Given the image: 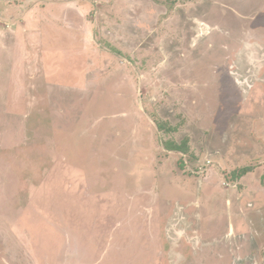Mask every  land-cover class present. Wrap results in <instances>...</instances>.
I'll return each mask as SVG.
<instances>
[{
  "label": "rangeland",
  "instance_id": "1",
  "mask_svg": "<svg viewBox=\"0 0 264 264\" xmlns=\"http://www.w3.org/2000/svg\"><path fill=\"white\" fill-rule=\"evenodd\" d=\"M0 264H264V0H0Z\"/></svg>",
  "mask_w": 264,
  "mask_h": 264
},
{
  "label": "trees",
  "instance_id": "2",
  "mask_svg": "<svg viewBox=\"0 0 264 264\" xmlns=\"http://www.w3.org/2000/svg\"><path fill=\"white\" fill-rule=\"evenodd\" d=\"M169 149H175V148H174V147H171V148H169ZM245 171H246V173H249V172H250L249 169H246Z\"/></svg>",
  "mask_w": 264,
  "mask_h": 264
},
{
  "label": "bare ground",
  "instance_id": "3",
  "mask_svg": "<svg viewBox=\"0 0 264 264\" xmlns=\"http://www.w3.org/2000/svg\"><path fill=\"white\" fill-rule=\"evenodd\" d=\"M208 33V32H207Z\"/></svg>",
  "mask_w": 264,
  "mask_h": 264
}]
</instances>
